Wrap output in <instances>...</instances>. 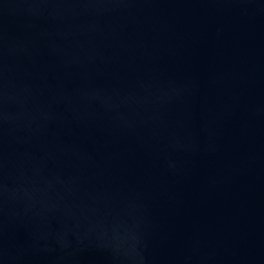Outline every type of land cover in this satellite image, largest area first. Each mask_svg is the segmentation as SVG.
<instances>
[{"label": "water", "instance_id": "95a60500", "mask_svg": "<svg viewBox=\"0 0 264 264\" xmlns=\"http://www.w3.org/2000/svg\"><path fill=\"white\" fill-rule=\"evenodd\" d=\"M0 264H264V0H0Z\"/></svg>", "mask_w": 264, "mask_h": 264}]
</instances>
